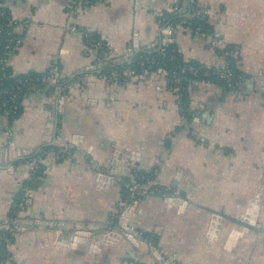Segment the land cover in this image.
I'll return each instance as SVG.
<instances>
[{
  "label": "crops",
  "instance_id": "0c3cea01",
  "mask_svg": "<svg viewBox=\"0 0 264 264\" xmlns=\"http://www.w3.org/2000/svg\"><path fill=\"white\" fill-rule=\"evenodd\" d=\"M183 2L0 0L19 40L0 46V67L41 78L57 65L62 78L60 89L36 83L17 114L0 113V226H17L3 264H264V0H196L208 31L177 28L171 42L207 68L229 57L240 77L233 87L191 80L186 111L164 72L101 74L129 49L160 46V16H185ZM133 178L147 193L130 205ZM21 194L27 205L12 213ZM75 231L95 242L72 245Z\"/></svg>",
  "mask_w": 264,
  "mask_h": 264
},
{
  "label": "built area",
  "instance_id": "2783aa9c",
  "mask_svg": "<svg viewBox=\"0 0 264 264\" xmlns=\"http://www.w3.org/2000/svg\"><path fill=\"white\" fill-rule=\"evenodd\" d=\"M72 2L76 5H89L91 4L92 0H72ZM195 2L196 0H184V12H185V16L182 17L181 22L178 23V25L172 26L170 24H166L165 26H161L162 29V34H163V42L161 45H166L168 43L171 42V37L172 35H174L175 31L177 30V28H181L183 27V24H186V21H190L192 22V20H194L196 17H198V13L196 11L195 8ZM176 12V14H178L177 10H174ZM173 11V13H175ZM179 15V14H178ZM182 16V15H181ZM164 20V15L160 16V25L161 22ZM193 27L196 28L198 31L203 29V26H201L200 24L194 22ZM7 31L8 32H3L2 28H0V46L3 47V49L5 51H10L14 46H17L19 44V40L13 36L10 31H9V24L7 25ZM71 31H75L74 28L71 29ZM84 36L87 40V44L89 46V48L95 52H97L98 54H100L102 57L103 56H107V46L105 45V43L103 42V40H101L100 38L89 34V33H84ZM128 54L129 56L126 57V59H128L129 57L134 55V52L131 51V49L128 50ZM148 58H146L145 60H147ZM151 64H154V61L151 62ZM221 72L219 73V78L224 80V82L226 83V86L228 87H232L233 83H235L240 76H237L236 78H233L232 74L229 72V70L227 69V65L225 64V66L223 68H221ZM161 72H164L162 70H160ZM188 71L196 74L197 71L194 67L189 66L188 67ZM0 73L2 75V77H9V75H7L5 69L3 67H0ZM165 73V72H164ZM135 72L134 70H126L123 73H116L113 72L110 74L109 78H112L113 80H119V81H123L126 80L129 77H133L135 76ZM176 75V74H175ZM204 76H208L207 72L204 74ZM61 71L59 69V67L57 65H53L49 72L47 74H45L44 76H42L41 78L39 77H31V76H24L22 78H18L16 80V84L13 90H8V89H2L0 90V98L3 95H7L8 96V100H9V112L13 115L18 113L19 110V100L20 97L24 94H26L28 91H30L34 85L38 82H44L47 83L51 86V88L54 89H60V81H61ZM181 78L178 76H173V78L169 81V83L171 84H179L181 82ZM172 90L176 93L177 92V88H172ZM177 97L179 98V95L176 93ZM0 108H1V103H0ZM65 154L64 151H57L55 152V155L59 158H61L63 155ZM34 171V175L33 178H30L31 182L34 183L35 179H37L38 175H39V171L37 166L35 168H33ZM35 176V177H34ZM125 189L128 195V202L130 203V205L136 204L137 201L143 197L146 193H147V189L145 186H143V184H141L137 179H132L129 182L125 183ZM30 194L26 195L24 197V199L21 200L19 207L21 208V210H23L25 208V206L27 205V200L29 198ZM57 226V225H56ZM17 229V226L15 224V219H11V220H7L2 226H0V246L3 244V241L5 242L7 240L8 235L12 234L15 230ZM131 230V229H130ZM145 241L151 246H152V242L150 240H148V238H144ZM1 258V256H0ZM3 260L0 259V264H3Z\"/></svg>",
  "mask_w": 264,
  "mask_h": 264
},
{
  "label": "trees",
  "instance_id": "16d2710c",
  "mask_svg": "<svg viewBox=\"0 0 264 264\" xmlns=\"http://www.w3.org/2000/svg\"><path fill=\"white\" fill-rule=\"evenodd\" d=\"M163 15H164V20L161 22V26H165L166 24H170L172 26L178 25V23L181 22L183 17L173 12L165 13ZM186 22H187L186 24L182 25L183 27L190 28L191 30H197L196 28L193 27L194 22H196L201 26H203V29L200 30V32L208 31L207 29L208 26L205 24L203 18L200 16L196 17L194 20H192V22L190 21H186ZM8 24L9 22L6 13L3 10H0V28H2L4 34L5 32H8L7 31ZM146 58L148 59L145 60ZM152 61H154V64H151ZM226 65H227V69L232 74L233 78L240 76L239 71L235 68L233 62L229 57L226 60ZM189 66L194 67L197 73L193 74L189 72L188 71ZM126 70H134L136 75L149 70L150 71L162 70L166 73L169 81L173 78V76L180 77L182 80L179 84L169 83V86L171 88H177L176 93L179 95L178 103L181 109L185 111L188 110L187 86L191 80L210 82V83L226 86L224 80L219 78V73L222 71L221 68L220 69L207 68L202 64L194 61H185L182 58L181 54L179 53L176 44L172 42L166 45L157 46L152 50H139L136 53H134L133 56L129 57L124 61L109 63L105 66V68H103L101 74L109 78L110 74L113 72L123 73ZM206 72L208 76H204ZM27 76L35 77L32 75H27ZM22 77L24 76L12 77L9 74V77L3 78L0 73V90L2 89L13 90L16 84V80ZM232 85L234 86L235 83H233ZM0 103H1L0 113L9 112L10 104L7 95H3L0 98ZM52 149L54 151H57L58 148L53 147ZM38 171L41 170L39 169ZM21 198H22V194L14 202L12 213L14 211H17L19 203L21 202ZM8 237L10 236L8 235ZM3 244L0 246V256H2L3 254L2 253Z\"/></svg>",
  "mask_w": 264,
  "mask_h": 264
},
{
  "label": "water",
  "instance_id": "95a60500",
  "mask_svg": "<svg viewBox=\"0 0 264 264\" xmlns=\"http://www.w3.org/2000/svg\"><path fill=\"white\" fill-rule=\"evenodd\" d=\"M132 209H134L133 207L132 208H129V209H127V211L124 213V214H126V215H128L127 214V212H131L132 211ZM133 218V217H132ZM132 218H130V221H132ZM124 219V218H123ZM123 222H125V220H123ZM122 226H124L123 228H125V230L127 231V233H125L124 234V236L125 237H127L129 240H131L132 242H136V239L135 238H133V235L131 234V230H130V228L129 227H127L126 225H122ZM219 227H220V225H217V229H215V231L213 232V233H210V235L211 234H214V235H216V234H218L219 233ZM244 231V230H243ZM239 234V233H238ZM237 234V231H235V230H233V231H230V233H229V236H228V238H229V240H232L233 238H234V236H236V235H238ZM109 235H111V236H113V235H116V236H118V237H120L121 236V234H120V232H118V231H116V232H114V233H105L104 235H102V236H100L98 239H96V241L98 242V241H101L102 243H109L110 242V240H109ZM89 237H91V233L90 232H79V231H75L74 233H72V234H69V236H67V240L72 244V245H76L77 243H80V245L81 244H84V245H86V244H88V245H92L94 242H95V239H93V241H87L86 239L85 240H83L84 238H89ZM212 236H210V238H211ZM85 241V242H84ZM84 242V243H83ZM76 247H78L77 245H76ZM152 250H154V249H152Z\"/></svg>",
  "mask_w": 264,
  "mask_h": 264
}]
</instances>
